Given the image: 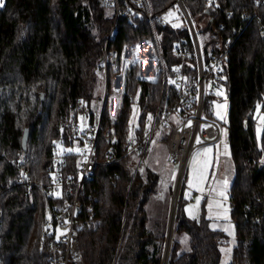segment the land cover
I'll return each mask as SVG.
<instances>
[{
  "label": "trees",
  "instance_id": "obj_1",
  "mask_svg": "<svg viewBox=\"0 0 264 264\" xmlns=\"http://www.w3.org/2000/svg\"><path fill=\"white\" fill-rule=\"evenodd\" d=\"M137 1L121 2L123 12L107 40L115 14L104 0H3L0 264H51L45 222L61 197L49 194L42 185L48 177L47 165L59 152L60 143H74L69 121L76 120L80 111L93 121L100 108L98 162L84 183L83 194V202L92 206L94 222H85L78 233L85 264H161L167 220L161 213L154 219L147 212L149 196L157 192L159 174L150 168L144 172L145 167L134 171L136 156L127 152L126 141L132 132L143 130L157 108L175 102L177 92L163 82V71L155 80H146L138 77L133 64L111 116L107 100L102 104V96L97 94L100 79L96 71L106 40L120 54L124 45L150 39L168 71L176 61L172 51L176 41L184 38L189 50L192 43L186 27L172 29L157 19L176 8L175 0H146L151 22ZM218 1L220 8H212L204 0H182L196 34L201 29L208 35V47L201 49L204 56L232 40L224 65V86L226 141L232 165L228 191L235 241L227 264H264V116L259 136L256 132L258 115L264 111V0ZM130 7L133 11L127 10ZM113 74L107 71L108 85ZM79 100L85 102L81 110L76 107ZM132 103L138 107L135 126L129 123ZM110 126L116 135L106 142L102 132ZM106 150L111 151L110 160H106ZM20 155L23 163L18 165ZM66 159V172L74 175L76 153L68 152ZM21 171L31 181L29 186L19 181ZM180 199L165 264H219L227 234L210 228L203 213L198 218L186 216L181 195L176 205ZM179 232L187 235L186 249L175 236Z\"/></svg>",
  "mask_w": 264,
  "mask_h": 264
},
{
  "label": "built area",
  "instance_id": "obj_2",
  "mask_svg": "<svg viewBox=\"0 0 264 264\" xmlns=\"http://www.w3.org/2000/svg\"><path fill=\"white\" fill-rule=\"evenodd\" d=\"M106 4L113 6L114 21L107 34V40L111 38L116 28V20L123 12L121 2L127 0H104ZM212 8H220L218 0H204ZM263 0H256V3ZM137 3L145 9L147 18L151 22L152 13L146 0H138ZM177 12L185 21L184 26H176L166 21L163 14L157 19L172 26L186 27L190 33L192 50L186 47L185 39L180 38L173 46V54L176 61L166 67L155 43L150 39H140L134 44V52L131 55V46L124 45L119 54L116 48L107 45V40L100 57V68L104 73V88L102 104L104 100L115 98L116 108L119 105L120 96L125 91L126 72L133 64L139 62L140 75L146 80H155L159 71H163V82H166L177 92V100L167 107L157 108L153 118L148 121L139 133L132 132L126 141L127 152L135 154L134 171L140 169L144 158L149 152L152 137L166 128V160L174 168L173 198L182 188L185 179L188 160L192 153L195 139L200 143H212L218 140L222 133L221 122L218 121L211 110V96L215 87L225 84L227 77L224 74V65L228 59V47L232 40L223 43L219 51H210L203 55L197 38L195 25L190 18L182 0H175ZM133 9L127 8V10ZM170 10V9H169ZM208 10V7L207 9ZM168 11V10H167ZM166 11V12H167ZM120 57V58H119ZM142 59H139V58ZM145 58V59H144ZM114 72L107 83V71ZM116 74V75H115ZM102 106V105H101ZM76 107L83 109L85 102L79 100ZM101 108L96 112L95 119L88 121L87 115L79 112L76 120L69 121V129L75 141L68 145L71 149L77 146L80 151L76 153L74 164L75 174L66 172L67 159L63 143L59 144V152L54 155L47 165L48 177L42 183L46 191L56 197H61V203L53 210L51 219L47 218L45 230L49 235V243L52 247L51 264H85L79 248L78 233L85 222L92 221V206L83 202L85 181L90 178L95 164L98 162L96 153V135L100 129ZM83 118V119H81ZM190 123V126H189ZM106 142L115 139V128L110 126L102 132ZM106 160L111 159V151H105ZM23 163V157L17 158V164ZM19 181L30 185L31 181L26 173L21 171Z\"/></svg>",
  "mask_w": 264,
  "mask_h": 264
},
{
  "label": "rangeland",
  "instance_id": "obj_3",
  "mask_svg": "<svg viewBox=\"0 0 264 264\" xmlns=\"http://www.w3.org/2000/svg\"><path fill=\"white\" fill-rule=\"evenodd\" d=\"M163 18L166 21L175 24L176 26L185 25V21L182 18L181 14L177 12V9L168 10L163 14ZM199 30L201 29L197 30L199 44L201 49H203L205 47H208V35L204 31ZM130 52L131 55H133L134 45L131 46ZM136 65L137 74L140 75L141 70L139 62H137ZM96 72L100 79V81L98 82L99 86L97 88V94L103 96L104 73L100 67L97 68ZM217 92H221L222 95H217ZM116 103L117 102L115 98H111L107 101L108 113L111 116H113L114 114ZM218 105L219 107H217ZM227 109L228 102L226 98L225 86L222 85L221 87H215L213 95L211 96V110L214 117L221 122V136L218 140L212 143H198L197 138L195 139L194 147L188 160L186 175L182 184L181 191L177 193L175 198H173L174 168L166 160V128H164L162 132L154 134V136L152 137L149 152L145 156L144 162H142L140 169L143 170V168L145 167V169L143 170L145 172L146 168H150L151 170H154L157 172V174H159L157 192L150 194L149 202L147 204V212L154 219L158 215H160L158 213H161V215H164L165 219L167 220L165 250L163 253L161 264H165L170 239L174 234L172 231V219L176 208L177 210L180 209L181 199L179 200L178 205H176L180 195L185 199V202L183 204V211L186 216L191 218H198L203 213L204 216L209 220L210 228L222 229L223 231H225L228 236V242L227 244L222 246V253L219 264H227L230 259L232 245L235 241V229L234 223L230 216L231 204L228 191L229 183L232 177V165L228 157V146L226 141ZM217 112L224 116V119H219L216 115ZM137 115L138 107L136 103H132L129 115V123L131 126L136 125ZM263 116L264 111L259 113L257 118V136H259L261 131ZM77 148V146H74L73 149ZM205 148L212 149L210 156L213 161V166L208 169L207 180L202 184H199L194 178V167H197V165L194 164L193 158L196 153H203V150ZM67 149H71V147L66 146L65 151H67ZM200 159H203V156H201ZM190 180L194 185L192 187L189 186ZM225 181H227L226 184ZM201 188L203 189L202 191L199 190ZM221 192L224 193L223 196L220 195ZM197 197H200L199 204H197ZM183 201L184 200H182V203ZM209 204L212 205L211 209L209 208ZM175 236L180 241L181 248H185L187 245V235L184 232H179Z\"/></svg>",
  "mask_w": 264,
  "mask_h": 264
},
{
  "label": "snow or ice",
  "instance_id": "obj_4",
  "mask_svg": "<svg viewBox=\"0 0 264 264\" xmlns=\"http://www.w3.org/2000/svg\"><path fill=\"white\" fill-rule=\"evenodd\" d=\"M0 7H3V0H0ZM132 63H137V61H132ZM217 95H222L221 92H217ZM219 107V105L217 106ZM216 115L218 116L219 119H224V116H222L219 112L216 113ZM83 119V118H81ZM149 120H151V116L149 115ZM190 126V123H189ZM197 142L199 143V139H197ZM67 151L71 152V151H80L79 148L77 149H67ZM212 149L211 148H205L203 150V153H196V155L194 156L193 160H194V164L197 165V167H194V178L197 181V183L202 184L204 181L207 180V173H208V169L210 167L213 166V161L211 159V154ZM203 156V159H200V157ZM227 183V181H225V184ZM189 186L192 187L193 182L190 180L189 181ZM199 190H203L202 188ZM221 196L224 195L223 192L220 193ZM200 201V197H197V204H199ZM219 206V205H218ZM212 205L209 204V208L211 209ZM49 219H51V217H49Z\"/></svg>",
  "mask_w": 264,
  "mask_h": 264
},
{
  "label": "water",
  "instance_id": "obj_5",
  "mask_svg": "<svg viewBox=\"0 0 264 264\" xmlns=\"http://www.w3.org/2000/svg\"><path fill=\"white\" fill-rule=\"evenodd\" d=\"M26 140H27V129L24 130L22 138H21V146L23 149L26 147Z\"/></svg>",
  "mask_w": 264,
  "mask_h": 264
}]
</instances>
